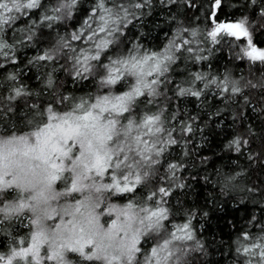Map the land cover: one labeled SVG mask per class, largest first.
<instances>
[{
	"label": "snow or ice",
	"instance_id": "6c2138e0",
	"mask_svg": "<svg viewBox=\"0 0 264 264\" xmlns=\"http://www.w3.org/2000/svg\"><path fill=\"white\" fill-rule=\"evenodd\" d=\"M79 2L62 0L52 9L62 15L45 14L42 22L50 27L52 22L70 17ZM147 3L149 0H96L80 29L71 34L83 46L77 49L63 44L73 78H91L95 91L80 97L53 93L44 107L26 105L31 110L28 130L0 135V224L29 216L34 226L19 242L23 248L13 238L10 255H0L3 264H14V258L15 264H32L33 260L35 264H179L186 255L187 246L182 242L194 239L190 224L169 231L165 224L169 209L163 205L171 194L170 186L153 190L149 180L161 168L165 169L161 181L179 179L176 173L183 165L168 162L166 154L170 145L180 142L173 133L191 132L192 128L186 123L179 128L166 126L169 120L156 101L170 99L169 90L177 98L199 99L212 86L232 95L240 93L242 86L228 76L217 80L203 73H190L188 79L175 82L169 71L180 59L176 53L191 41L182 40L177 46L173 40L163 51L137 44L121 52L122 27L130 23L129 16L135 17L133 9H143ZM220 3L214 0L216 8ZM43 7L42 0H0V55L12 47L3 38L5 26L12 28L28 16V10ZM261 17L264 26V11ZM247 23L246 19L216 23L206 39L218 42L221 35L246 38L238 58L264 64V49L253 45ZM60 51H46L35 60L58 59ZM184 51L193 49L184 47ZM196 81L202 86L197 87ZM48 85H54L51 76ZM249 86L257 84L247 81L243 87ZM29 95L26 86H14L13 94L3 99L8 104L5 111L12 110L10 101ZM242 143L248 141L237 137L227 147L239 152ZM242 236L237 252L247 257L256 249L261 258L258 264H264V226H260V234L245 231ZM243 241H251V245ZM243 264L253 261L245 258Z\"/></svg>",
	"mask_w": 264,
	"mask_h": 264
},
{
	"label": "trees",
	"instance_id": "16d2710c",
	"mask_svg": "<svg viewBox=\"0 0 264 264\" xmlns=\"http://www.w3.org/2000/svg\"><path fill=\"white\" fill-rule=\"evenodd\" d=\"M61 2L42 0L43 8L28 10V16L12 28L5 26L3 38L12 47L3 49L4 54L0 55L2 135L17 129L28 130L26 123L31 119V110L26 105L44 107L52 100L53 93L80 97L95 91L91 78H73L71 63L64 58L68 50L63 44L77 49L83 46L73 41L71 34L80 29L96 0H80L70 17L54 21L49 27L47 22H42V17L45 14L61 16L52 11ZM133 11L135 17L129 16L130 23L122 27L121 52L137 44L163 51L173 40L177 46L182 40L191 41L184 47H191L192 52L181 47L176 53L180 59L169 71L175 82L188 79L190 73H203L217 80L228 76L242 86V91L235 95L222 93L212 86L199 99L177 98L169 90L170 99L160 97L156 101V106L164 108V118L169 120L166 126L179 128L186 123L192 128L191 132L173 133L180 142L170 145L166 154L168 162L183 165L176 173L179 179L161 181L160 177L165 174L161 168L149 180L153 190L170 186L171 194L163 205L169 209V220L165 222L169 231L190 224L194 239L182 242L187 246V253L179 264H243L245 258L255 264L261 259L256 249H253L255 254L244 257L237 248L245 231L255 236L260 234V226H264V87H260L264 83V64L253 63L247 57L238 58L246 38L236 40L221 35L217 37L218 42H213L206 36L216 23L246 19L253 45L264 49L261 17L264 0H221L219 8L215 7L214 0H149L143 9ZM57 49L61 50L58 59L35 60L46 51ZM195 56L203 59L196 60ZM12 76L16 79H10ZM50 76L54 81L52 87L48 85ZM247 81L257 87H243ZM21 84L31 95L10 101L12 110L5 111L8 104L3 99L13 94L14 86ZM196 86L201 87V82L196 81ZM237 137L248 141L247 145L241 144L239 152L227 147ZM177 183L182 186L177 187ZM18 222L13 217L0 224V255L8 254L9 248L15 246L13 238L17 242L29 235L30 231L20 228ZM243 242L251 245V241ZM47 264L55 262L47 261Z\"/></svg>",
	"mask_w": 264,
	"mask_h": 264
},
{
	"label": "rangeland",
	"instance_id": "374dc122",
	"mask_svg": "<svg viewBox=\"0 0 264 264\" xmlns=\"http://www.w3.org/2000/svg\"><path fill=\"white\" fill-rule=\"evenodd\" d=\"M221 22H224V23H230V22H239V21H221ZM221 22H219V23H221ZM215 27V26H214ZM214 29V28H213ZM212 29V30H213ZM255 47H257V46H255ZM258 48V47H257ZM259 49H261V48H259ZM0 135H2V134H0ZM115 203H118V204H123V203H126V202H115ZM30 215V214H29ZM21 220L23 221V222H21ZM18 226L20 227V228H25V229H28L29 231L30 230H32L33 229V225H31V223H30V219H29V216H22L20 219H18ZM32 227V228H31ZM23 239H20L19 241H17V244L19 245V247L20 248H23V247H21V243H19L20 241H22ZM6 255V254H5ZM8 255H10V252L8 253ZM253 259H256V258H253ZM15 260H16V258H14V263H15ZM35 260H33L32 262H34ZM258 261L259 260H256V262H255V264H258ZM89 264H91V262H88ZM0 264H3V262H0ZM81 264H84V262H81Z\"/></svg>",
	"mask_w": 264,
	"mask_h": 264
}]
</instances>
